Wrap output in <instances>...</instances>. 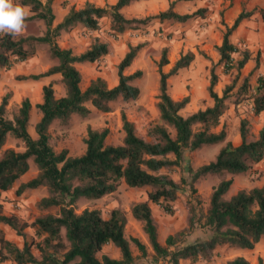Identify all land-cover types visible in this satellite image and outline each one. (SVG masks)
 <instances>
[{
  "label": "trees",
  "instance_id": "obj_1",
  "mask_svg": "<svg viewBox=\"0 0 264 264\" xmlns=\"http://www.w3.org/2000/svg\"><path fill=\"white\" fill-rule=\"evenodd\" d=\"M131 1L135 0H115L113 4L105 6L85 2L78 9L70 7L62 19L53 25L52 0H18L32 13L26 19L41 20L44 32L36 36L0 35V68H9L12 64L29 58L34 53V45L44 43L56 64L25 78L37 79L56 74L64 89L62 95L56 96L52 80L41 86L40 101L34 104L40 114L34 124L35 138L27 132L32 107L30 100L22 98L12 118L7 119L4 117V111L8 94L0 99V190H7L27 171V158L32 157L37 173L19 184L15 193L19 194L25 188L44 186L48 195L38 199L37 208L57 209L54 214L46 213L33 219L29 224L33 230L29 239H26L23 232L27 224L19 222L13 215L0 214V223L13 229L23 239L21 247H18L0 235V262L10 260L15 264H145L135 261L131 254L128 241L123 236L125 216L119 209H110L105 217L95 208H84L79 212L74 210V204L79 198H99L114 191L120 181L131 188H150L145 200L131 205L130 214L141 223L151 250L156 255L167 257L170 264H178V260L183 259L191 262L208 260L218 246L251 249L264 236V185L249 190L240 189L228 199H223L222 195L231 184V178H228L214 185L209 195L206 214L200 225L210 231L208 238L195 240L172 251L157 239L150 204L170 212V202L175 199L180 185L184 183L181 177L178 183L174 181L168 172L180 165L185 150L191 151L205 144L222 142L226 135L222 126L218 131L211 129L218 125L219 117L226 108V95L233 88L234 80L224 86L221 95H218L213 90L217 76L211 71L207 86L211 104L186 116L180 115L178 111L187 103V97L173 100L166 92V78L191 62V52L179 55L170 70L162 72L161 67L167 64L168 60L166 49L161 50L156 62L158 93L155 107L158 121L148 126L144 137L135 133L132 122L121 111L119 117L123 136L120 144L105 142L107 127H87L83 138L84 151L77 156H68L64 148L56 152L48 144L47 129L53 119H58L60 124L66 125L71 113L85 116L88 109L83 103L86 101L100 112H109L110 103L117 98L126 101L137 97L139 90L131 81L141 75L140 70L123 73V69L131 63L135 55L136 48L131 47L117 64L115 85L108 87L106 82L97 76L81 89V76L75 64L94 62L106 54L107 47L105 43L94 42L83 52L73 54L70 48H62L57 44L56 37L60 32L68 31L76 24L89 30L95 29L98 19L107 16L110 30L117 35L150 18H156L158 21H184L200 15L203 11L197 9L190 14H178L171 10L174 2L171 1L167 9L153 16L143 19L125 18L119 10ZM258 13L264 24V7L258 8ZM251 14L252 10H241L229 26H224L216 50L218 62L221 63L225 74L233 70L235 75H238L249 58L247 51L239 52L230 42L229 35L241 20ZM234 53H238V58H233ZM244 82L246 84V79ZM248 87L251 91L248 97L251 99L252 113L264 111V74L255 76L253 87ZM194 126L198 128L193 129ZM168 127L172 129L173 134ZM238 133L239 143L232 145L226 141L213 160L194 170L193 180L208 173L244 172L251 164L263 158L264 127L257 132L255 139L247 140L245 120L241 119ZM7 134L19 140L23 149H1ZM168 155L172 158H168ZM191 226L192 224H189V227ZM130 240L139 254L144 256L145 245L136 238ZM164 242L166 245H172V237L167 236ZM107 244L117 248L119 259L105 254L97 256ZM33 248L38 252V258L34 257ZM217 264L251 263L242 256H234ZM257 264H261L260 258H257Z\"/></svg>",
  "mask_w": 264,
  "mask_h": 264
},
{
  "label": "rangeland",
  "instance_id": "obj_2",
  "mask_svg": "<svg viewBox=\"0 0 264 264\" xmlns=\"http://www.w3.org/2000/svg\"><path fill=\"white\" fill-rule=\"evenodd\" d=\"M44 2L45 0H40ZM171 1H174L171 10L178 14H190L197 9H203L198 16L187 18L184 21L161 20L150 18L138 23L135 28L127 29L121 34L114 35L109 28V18L98 19L97 28L89 30L80 24L74 25L68 31L60 32L56 37L57 44L62 48H70L73 54H79L86 50L94 42L105 43L106 54L94 62H83L75 64L80 72V88L99 76L108 87L116 84L117 64L129 48L135 47V55L131 63L123 69L124 74L140 70L139 78L133 79L131 84L136 86L139 93L135 99L121 100L117 98L110 103L109 112L98 111L89 101L83 103L88 109L85 116L78 113H71L68 123L62 125L58 119H53L48 126V144L56 152L61 149L67 150L68 156H77L84 151L83 138L86 128L101 129L108 128L105 142L117 145L121 143L123 131L121 129L120 112L123 111L126 118L132 122L135 133L141 137L145 136L146 129L158 121V113L155 107L157 102L158 74L156 62L160 57L161 50L166 49L167 64L161 67L162 72H168L179 55L186 52L193 54L191 62L176 73L166 78V92L173 100H180L187 97V103L178 112L186 116L198 109H203L211 104L207 94L210 72L217 76V82L213 90L221 95L224 86L234 80L233 88L227 93L226 108L219 117L218 125L211 130L218 131L222 126L225 131V139L214 144H205L201 147L182 154L180 165L173 168L168 175L177 183L181 177L184 183L180 185L175 199L170 202L171 211L166 212L160 207L150 204L151 215L156 226L157 239L160 244L167 246L169 251L180 246L191 243L195 240L206 239L210 231L200 227L204 220L208 207L209 195L212 187L222 179L231 178V184L222 195L228 199L240 189L249 190L252 187L264 185V156L244 172L239 173H208L192 179L194 170L214 159L218 150L226 141L237 145L239 143V122L245 120L247 130L246 139L252 140L257 132L264 127V111L253 114L251 99L248 95L251 91L248 86L254 85V78L264 74V24L260 19L258 8L264 7V0H135L129 2L119 11L125 18L143 19L153 16L168 8ZM18 2V0H17ZM85 2L95 6L110 5L115 0H52L51 8L54 15L52 24L59 22L70 7L78 9ZM28 10L26 17L32 13ZM250 11L252 14L241 20L242 26L236 27L229 35V40L238 51H247L248 60L239 70L223 73L221 63L218 62L216 46L219 45L224 26H229L238 12ZM26 28L21 36L41 35L44 32V24L38 19H25ZM238 58V53L233 54ZM56 64L51 58L44 43L34 45V53L29 58L12 64L9 68H0V99L7 95L4 117L11 119L16 112L19 102L26 97L34 103L41 86L47 82L45 77L37 79L25 78L32 74L45 71L49 66ZM52 88L56 96L64 93L63 86L58 75L54 74ZM246 79V84L244 82ZM40 114L35 108L30 109L27 124V132L35 138L34 124ZM194 126L193 129H197ZM173 134L171 128H167ZM11 147L14 150H22L23 146L19 140L13 139L10 134L1 149ZM168 158H172L168 155ZM27 171L21 175L7 190H0V214L13 215L19 222L27 226L23 232L26 239L32 237L33 230L29 224L37 216L56 213V207L40 210L36 206L39 198L48 195L44 186L36 188H25L21 193L16 194L15 190L22 182L34 177L37 173L36 165L32 157L27 158ZM149 187L131 188L122 181L119 182L114 191L99 198H79L74 204L76 212L84 208H95L105 217L112 208L119 209L125 216L123 236L128 241L131 254L135 261L145 264H170L167 257L156 255L150 248L146 235L142 231L141 223L135 220L130 214V207L133 203L143 201L146 198ZM189 224H192L189 227ZM0 235L21 247L23 239L13 229L0 223ZM172 237V245H166L164 240L167 236ZM136 238L145 245L146 253L141 256L130 240ZM34 257L38 258V252L33 248ZM251 251L245 253L246 259L251 258L252 264H257V258ZM105 254L112 258H120L119 251L111 244H107L97 253L100 257ZM238 255V250L218 246L215 248L212 257L208 260H197L194 262L188 259L178 260V264H217ZM0 264H15L10 260ZM264 264V261H261Z\"/></svg>",
  "mask_w": 264,
  "mask_h": 264
},
{
  "label": "clouds",
  "instance_id": "obj_3",
  "mask_svg": "<svg viewBox=\"0 0 264 264\" xmlns=\"http://www.w3.org/2000/svg\"><path fill=\"white\" fill-rule=\"evenodd\" d=\"M28 10L17 0H0V35L21 36Z\"/></svg>",
  "mask_w": 264,
  "mask_h": 264
},
{
  "label": "crops",
  "instance_id": "obj_4",
  "mask_svg": "<svg viewBox=\"0 0 264 264\" xmlns=\"http://www.w3.org/2000/svg\"><path fill=\"white\" fill-rule=\"evenodd\" d=\"M240 27V26H242V22H240L238 25H237V27ZM54 75H49V76H45V78L47 79V82H45L43 85H45V84H47V83H49V81L51 80V79H54ZM40 101V92H38V95H37V98H36V100H35V102L34 103H31V108H34V104L35 103H37V102H39ZM160 243V242H159ZM231 248V247H230ZM233 249H236V250H238V255L239 256H242V257H244L246 254L245 253H247V251H251L252 253H250V254H254L255 256V258H260L261 259V261H264V236L263 237H261L259 240H258V242H256L255 244H254V246H253V248H251V249H245V248H233ZM245 259H246V257H244ZM251 258L252 257H250L249 259H247L251 264H252V262L250 261L251 260Z\"/></svg>",
  "mask_w": 264,
  "mask_h": 264
}]
</instances>
